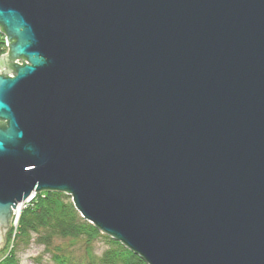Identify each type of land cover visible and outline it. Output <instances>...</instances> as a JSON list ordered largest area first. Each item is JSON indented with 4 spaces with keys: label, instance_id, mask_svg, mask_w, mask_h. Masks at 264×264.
<instances>
[{
    "label": "water",
    "instance_id": "water-1",
    "mask_svg": "<svg viewBox=\"0 0 264 264\" xmlns=\"http://www.w3.org/2000/svg\"><path fill=\"white\" fill-rule=\"evenodd\" d=\"M0 31V247L52 190L146 264H264V0H0Z\"/></svg>",
    "mask_w": 264,
    "mask_h": 264
},
{
    "label": "trees",
    "instance_id": "trees-1",
    "mask_svg": "<svg viewBox=\"0 0 264 264\" xmlns=\"http://www.w3.org/2000/svg\"><path fill=\"white\" fill-rule=\"evenodd\" d=\"M3 53L0 48V55ZM100 233L95 225L80 216L68 194L46 190L44 194L38 193L21 211L16 229H9L6 236L12 241V248L0 259V264H18V245L27 243L32 236L45 249L56 238L79 241L82 254L78 257L63 245L54 248V264H145L134 252L107 234L103 235L109 247L96 256L93 245L95 238L102 235Z\"/></svg>",
    "mask_w": 264,
    "mask_h": 264
},
{
    "label": "rangeland",
    "instance_id": "rangeland-1",
    "mask_svg": "<svg viewBox=\"0 0 264 264\" xmlns=\"http://www.w3.org/2000/svg\"><path fill=\"white\" fill-rule=\"evenodd\" d=\"M6 34L4 32L0 31V48L4 50L3 54H6L8 52L9 46L6 44ZM1 54V55H3ZM25 63H28L27 60H23ZM16 63L22 64V60L16 59ZM1 73V71H0ZM8 76H13V73H8ZM46 190L34 192L32 193L25 201H22L16 205V207L13 209V216L11 220V225L6 231L4 235L3 244L0 247V259H2L7 252H9L12 248V241L7 239V233L9 229L13 228V231L17 227L18 219L20 216L21 211L27 206V204H30L35 197L40 194H44ZM69 195V194H68ZM70 196V195H69ZM71 198V196H70ZM92 224V223H91ZM94 225V224H93ZM101 232V231H100ZM101 236H97L94 240L93 245V251L96 256L100 255L103 250L107 249L109 247L108 241L104 238L105 234L104 232H101ZM63 245L64 247L70 249L73 251V254L77 257L82 254V249L80 246V243L78 240H73L72 238H56L53 240L52 245L45 249V247L39 243L34 236H32L27 243H22L18 245L17 249V259L18 264H54L52 252L54 251V248ZM137 255V254H136ZM138 256V255H137ZM140 259H142L140 256H138ZM143 260V259H142ZM144 261V260H143ZM146 264V262L144 261Z\"/></svg>",
    "mask_w": 264,
    "mask_h": 264
}]
</instances>
